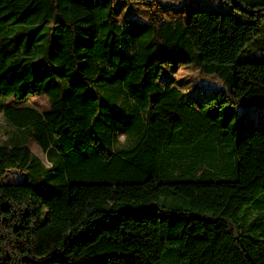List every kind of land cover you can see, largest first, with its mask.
I'll return each instance as SVG.
<instances>
[{
  "label": "trees",
  "instance_id": "16d2710c",
  "mask_svg": "<svg viewBox=\"0 0 264 264\" xmlns=\"http://www.w3.org/2000/svg\"><path fill=\"white\" fill-rule=\"evenodd\" d=\"M238 1L0 0V264H264V127L236 123L264 104V61L238 60L264 0ZM168 64L223 87L196 102Z\"/></svg>",
  "mask_w": 264,
  "mask_h": 264
},
{
  "label": "rangeland",
  "instance_id": "374dc122",
  "mask_svg": "<svg viewBox=\"0 0 264 264\" xmlns=\"http://www.w3.org/2000/svg\"><path fill=\"white\" fill-rule=\"evenodd\" d=\"M119 1V0H118ZM121 17L147 21L152 17L157 19L181 18L187 19L188 14L194 9L207 8L219 11L239 10L238 0H123ZM242 5H246L243 1ZM259 13H264L260 11ZM261 32L253 43L244 49L239 61H264V17H259ZM165 78H175L184 89L190 99L201 102L212 96L219 88L223 87L219 78L203 74L192 65L168 64L164 68ZM39 103H46L43 97L38 98ZM239 118L236 121L240 131H248L256 127H264V104H239ZM4 125L3 116L0 113V129ZM29 148L47 163L45 152L35 143L31 142ZM20 174L10 172L1 181L18 182Z\"/></svg>",
  "mask_w": 264,
  "mask_h": 264
}]
</instances>
